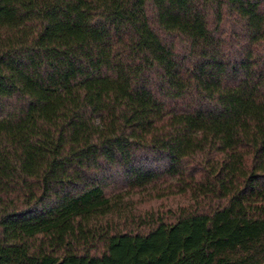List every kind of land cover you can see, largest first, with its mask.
Here are the masks:
<instances>
[{
	"label": "trees",
	"instance_id": "1",
	"mask_svg": "<svg viewBox=\"0 0 264 264\" xmlns=\"http://www.w3.org/2000/svg\"><path fill=\"white\" fill-rule=\"evenodd\" d=\"M0 264H264V0H0Z\"/></svg>",
	"mask_w": 264,
	"mask_h": 264
},
{
	"label": "rangeland",
	"instance_id": "2",
	"mask_svg": "<svg viewBox=\"0 0 264 264\" xmlns=\"http://www.w3.org/2000/svg\"><path fill=\"white\" fill-rule=\"evenodd\" d=\"M178 197H179L178 195H171L164 202L161 199H156L152 201H147L146 203H141L138 200V194H134L130 196V198L133 201H136V203H134L135 207L144 208V207H155L156 205H158V207L161 210L166 209L168 207L175 208L178 204H184V203H178L179 201L182 200V199H179Z\"/></svg>",
	"mask_w": 264,
	"mask_h": 264
}]
</instances>
